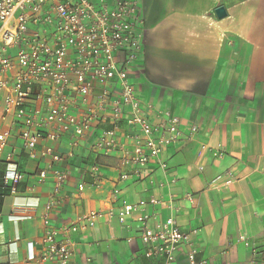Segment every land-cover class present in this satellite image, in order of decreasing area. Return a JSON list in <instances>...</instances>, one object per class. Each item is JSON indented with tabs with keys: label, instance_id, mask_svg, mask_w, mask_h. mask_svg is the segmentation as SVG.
<instances>
[{
	"label": "crops",
	"instance_id": "1",
	"mask_svg": "<svg viewBox=\"0 0 264 264\" xmlns=\"http://www.w3.org/2000/svg\"><path fill=\"white\" fill-rule=\"evenodd\" d=\"M219 6L226 9L223 18L215 13ZM140 15L143 59L130 73L137 94L181 117L185 132L193 125L198 132L165 150L166 171L155 162L147 176L129 175L119 184L112 181L117 159L93 152L91 137L73 156L67 135L45 140L62 153L56 166L68 173L57 195L55 179L37 175L44 161L30 160L12 135L8 147L27 178L17 194L0 181V264H36L45 220L58 226L75 214L110 208L115 185L121 187L115 207L146 202L150 225L173 214L182 228H199L197 264H264V0H140ZM93 163L102 187L78 197V185L94 180ZM139 214L129 230L117 218H102L77 234L70 264H161L140 238ZM173 264H189L187 255L179 253Z\"/></svg>",
	"mask_w": 264,
	"mask_h": 264
},
{
	"label": "built area",
	"instance_id": "2",
	"mask_svg": "<svg viewBox=\"0 0 264 264\" xmlns=\"http://www.w3.org/2000/svg\"><path fill=\"white\" fill-rule=\"evenodd\" d=\"M142 23L140 0H0V172L5 166L2 180L12 194L27 178L16 150L8 147L12 135L30 160L44 161L37 175L43 180L53 177L57 195L68 173L56 166L62 153L45 140L67 135V154L73 156L91 137L93 152L117 159L118 175L112 181L119 184L129 175L147 176L155 162L166 171L161 160L165 150L198 132L196 125L185 132L181 117L138 96L130 73L143 59ZM91 174L92 183L78 185V197L86 189L102 187L98 163L92 164ZM26 190L32 192L33 186ZM120 193L121 187L115 185L110 208L75 214L58 226L45 220L36 264H70L77 234L102 218H117L129 230L136 211L140 238L150 256L173 264L183 252L189 264H197L194 238L199 228H182L173 214L152 226L146 202L115 207ZM186 199L195 202L191 193ZM250 249L258 254L256 248Z\"/></svg>",
	"mask_w": 264,
	"mask_h": 264
},
{
	"label": "water",
	"instance_id": "3",
	"mask_svg": "<svg viewBox=\"0 0 264 264\" xmlns=\"http://www.w3.org/2000/svg\"><path fill=\"white\" fill-rule=\"evenodd\" d=\"M215 13L219 18H223L226 16L227 12L224 6H219L215 9Z\"/></svg>",
	"mask_w": 264,
	"mask_h": 264
},
{
	"label": "trees",
	"instance_id": "4",
	"mask_svg": "<svg viewBox=\"0 0 264 264\" xmlns=\"http://www.w3.org/2000/svg\"><path fill=\"white\" fill-rule=\"evenodd\" d=\"M2 172V171H1ZM0 172V173H1ZM3 174H4V171H3V173H2V176L0 175V181L2 182V184L4 185V183H3V180H2V177H3ZM5 186V185H4ZM5 187H7V186H5ZM8 188V187H7ZM9 189V188H8Z\"/></svg>",
	"mask_w": 264,
	"mask_h": 264
}]
</instances>
